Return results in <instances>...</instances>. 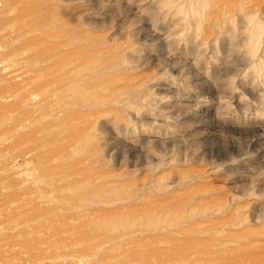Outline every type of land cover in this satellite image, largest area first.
I'll use <instances>...</instances> for the list:
<instances>
[{
	"label": "rangeland",
	"instance_id": "1",
	"mask_svg": "<svg viewBox=\"0 0 264 264\" xmlns=\"http://www.w3.org/2000/svg\"><path fill=\"white\" fill-rule=\"evenodd\" d=\"M0 1V264L263 263L264 0Z\"/></svg>",
	"mask_w": 264,
	"mask_h": 264
},
{
	"label": "bare ground",
	"instance_id": "2",
	"mask_svg": "<svg viewBox=\"0 0 264 264\" xmlns=\"http://www.w3.org/2000/svg\"><path fill=\"white\" fill-rule=\"evenodd\" d=\"M28 1H29V0H28ZM41 1H42V0H41ZM46 1H47V0H46ZM48 1H49V0H48ZM201 1H202V0H201ZM225 1H226V0H225ZM227 1H228V0H227ZM229 1H230V0H229ZM229 1H228V4H229ZM232 1H233L232 3L234 4V3H235V2H234L235 0H232ZM236 1H238V0H236ZM245 1H246V0H245ZM245 1H244V2H245ZM248 1H249V0H248ZM1 2H2V1H0V3H1ZM38 2H39V0H38ZM42 2H44V5L46 4V2H45L44 0H43ZM49 2H51V1H49ZM49 2H48V3H49ZM216 2H217V0H216ZM241 2H242V1H241ZM251 2H252V1H251ZM251 2H250V3H251ZM257 2H258V1H257ZM9 3H10V2H9ZM25 3H26V2H25ZM221 3H223V1H221L220 3L218 2L219 6H218V4H216V5L219 7V9H221V5H220ZM252 3H253V2H252ZM19 4H20V3H19ZM19 4H18V5H19ZM235 4H236V3H235ZM244 4H245V7H246V3H243L242 5H244ZM256 4H257V3H256ZM1 5H2V4H1ZM3 5H4V4H3ZM3 5H2V7H3ZM224 5H227V4L224 3ZM230 5H231V3H230ZM253 5H254V8H255V4H253ZM253 5H252V6H253ZM257 5H259V2H258ZM6 6H7V5H6ZM32 6H33V5H32ZM52 6L55 7V5H52ZM217 6H216V7H217ZM235 6H236V5H235ZM34 7H35V6H34ZM218 7H217V8H218ZM226 7L228 8V6H226ZM230 7H231V6H230ZM249 7H250V6H249ZM5 8H6V7H5ZM5 8H4V9H5ZM217 8H216V10H218ZM222 8H223V6H222ZM233 8H234V7L232 6V10H233ZM252 8H253V7H252ZM254 8H253V9H254ZM27 9H28V8H27ZM33 9H34V8H33ZM53 9H54V8H53ZM214 9H215V8H214ZM223 9H224V8H223ZM223 9H222V10H223ZM229 9H230V8H229ZM245 9H246V8H245ZM245 9H244L243 11H245ZM250 9H251V8H250ZM24 10H25V9H24ZM30 10H31V9H30ZM41 10H42V9H41ZM216 10H215V12H216ZM248 10H249V9H248ZM1 11H2V10H1ZM31 11H32V10H31ZM219 11H220V10H219ZM27 12H28V11H27ZM40 12H41V11H40ZM221 12H222V11H221ZM249 12H250V11H249ZM0 13H1V12H0ZM53 13H54V12H53ZM232 13H233V12H232ZM14 14H15V13H14ZM51 14H52V12H51ZM211 14H212V13H211ZM215 14H216V13H215ZM218 14H219V13H218ZM218 14H217V15H218ZM10 15H11V13H10ZM22 15H23V14H22ZM37 15H38V14H37ZM47 15H48V14H47ZM207 15H208V16H211L210 13L207 14ZM230 15H231V14H230ZM12 16H13V15H12ZM25 16H26V15H25ZM31 16H32V15H31ZM31 16H30V17H31ZM213 16H214V14H213ZM213 16H212V17H213ZM37 17H38V16H37ZM222 17H223V16H222ZM222 17H221V18H222ZM233 17H234V16H233ZM1 18H3V17H1ZM5 18H7V17L5 16ZM32 18H33V17H32ZM209 18H211V17H209ZM27 19H28V18H27ZM8 20H9V18H8ZM53 21H54V20H52V22H53ZM214 21H215V19H214ZM20 22H21V21H20ZM20 22H19V24H20ZM22 22H23V21H22ZM56 22H57V21H56ZM220 22H222V21H220ZM24 23H25V22H24ZM32 23H33V22H32ZM213 23H214V22H213ZM22 24H23V23H22ZM7 25H8V24H7ZM7 25H6V26H7ZM15 25H17V23H16ZM219 25L222 26V23L219 24ZM217 26H218V25H217ZM12 27H13V26H12ZM208 28H209V27H208ZM210 28H211V26H210ZM0 30H1V28H0ZM208 31H210V30H208ZM211 31H212V30H211ZM20 33H22V32H20ZM25 33H26V32H25ZM28 33H29V32H28ZM40 33H41V32H40ZM54 33H55V32H54ZM23 34H24V33H23ZM23 34H22V37H23ZM36 34H37V33H36ZM211 34H212V33H211ZM211 34L209 33V36H210ZM32 36H33V35H32ZM44 36H45V34H44ZM52 36H53V35H51V38H52ZM207 36H208V35H207ZM209 36H208V37H209ZM211 36H212V35H211ZM19 37H20V34H19ZM28 37H29V36H28ZM30 37H31V36H30ZM30 37H29V38H30ZM40 37H41V36H40ZM40 37H39V38H40ZM46 37H49V36H45V38H46ZM24 38H26V37H24ZM55 38H56V37H54V38H52V39H55ZM206 38H207V37H206ZM206 38H205V39H206ZM37 40H38V39H37ZM40 40H41V39H40ZM57 40H58V39H57ZM20 41H21V40H20ZM50 41H51V40H50ZM79 43H80V42H79ZM45 44H46V43H45ZM25 47H26V46H25ZM126 50H127V49H126ZM126 50H125V51H126ZM28 51H29V50H28ZM125 51H124V52H125ZM21 53H22V52H21ZM23 53H24V51H23ZM26 53H27V52H26ZM28 55H29V53H28ZM82 56H83V55H82ZM84 57H85V56H84ZM0 58H1V57H0ZM45 58H46V57H45ZM79 58L81 59V57H79ZM119 58H120V57H119ZM119 58H118V59H119ZM80 59H78V60H80ZM119 60H120V59H119ZM76 61H77V60H76ZM120 61H121V60H120ZM70 62H71V64H72V61H70ZM90 62H91V61H90ZM99 62H100V61H99ZM30 63H31V62H30ZM37 63L42 64L41 61H40V62H37ZM37 63H35V65H36ZM73 63H74V61H73ZM35 65H34V67H35ZM72 65H73V64H72ZM118 65H119V64H118ZM37 66H38V65H37ZM37 66H36V67H37ZM65 67H66V66H65ZM65 67H64V68H65ZM42 68H43V67H42ZM39 69L41 70V68H39ZM39 69H38V71H39ZM53 69H54V68H53ZM101 69H102V68H101ZM34 70H35V69H34ZM34 70H33L32 72L35 73ZM47 70H48V69H47ZM96 70H97V69H96ZM125 70H126V69H125ZM38 71H36V73H38ZM45 71H46V70H45ZM62 71H63V73H64V70H63V69H62ZM53 72H54V71H53ZM103 72H104V71H103ZM34 73H32V74H34ZM36 73H35V74H36ZM107 73H108V72H107ZM60 75H61V74H60ZM107 75H108V74H107ZM107 75H106L105 77H107ZM110 75H111V74H110ZM32 76H33V75H32ZM58 76H59V75H58ZM27 79H28V78H27ZM101 79H102V78H101ZM110 80H111V79H110ZM97 81H98V80H97ZM95 82H96V81H95ZM95 82H93V83H95ZM110 82H111V81H110ZM98 83H99V82H98ZM111 83H112V82H111ZM111 83H110V84H111ZM114 83H115V82L113 81V84H114ZM106 84H107V83H106ZM0 85H1V84H0ZM68 85H69V84H68ZM88 85H89V83H88ZM88 85H87V86H88ZM66 86H67V85H66ZM76 86H77V85H76ZM83 86L87 89V87H86L85 85H83ZM83 86H82V88H83ZM108 86H109V84H108ZM70 87H71V86H70ZM80 87H81V86H80ZM80 87H79V88H80ZM94 87H96V86H94ZM102 87H104V86L102 85ZM102 87H101V88H102ZM64 88H65V87H64ZM64 88H63V90H64ZM79 88H78V89H79ZM89 88H90V87H89ZM65 89H66V88H65ZM83 89H84V88H83ZM79 90H82V89L80 88ZM84 90H85V89H84ZM84 90H83V91H84ZM88 90H89V89H87V91H88ZM94 90H96V89H93V87H92L91 92L94 91ZM127 90H129V89H127ZM59 91H60V90H59ZM85 91H86V90H85ZM85 91H84V92H85ZM87 91H86V92H87ZM124 91H125V90H124ZM81 92H82V91H81ZM86 92H85V93H86ZM104 92H105V91H104ZM110 92H111V91H110ZM112 92H113V91H112ZM122 92H123V91H122ZM119 93H120V91H119ZM119 93L117 92V94H119ZM86 94H87V93H86ZM86 94H84V95H86ZM108 94H109V92H108ZM112 94H115V93H112ZM88 95H89V92H88ZM91 96L93 97L94 95H91ZM121 96H122V95H121ZM110 97H111V96H110ZM122 97H123V96H122ZM14 98H15V97H14ZM95 98H96V97H95ZM136 98H137V97H136ZM105 99H106V98H105ZM108 99H109V98H108ZM124 99H125V98H124ZM94 100H95V99H94ZM101 100H102V99H101ZM101 100H100L99 102H101ZM95 102H96V101H95ZM99 102H96V103H99ZM101 103H103V102H101ZM101 103H100V104H101ZM122 104H123V103H122ZM97 114H98V113H97ZM16 119H17V116H16ZM78 119H79V117H78ZM21 120H22V119H21ZM14 121H15V118H14ZM14 121H13V122H14ZM18 121H19V120H18ZM22 121H23V120H22ZM10 122H11V121H10ZM10 122H9V123H10ZM12 124H13V123H12ZM1 125H2V124H1ZM6 125H7V124H6ZM42 131H43V130H42ZM44 132H45V131H44ZM24 146H25V145H24ZM18 158H19V157H18ZM21 160H22V159H21ZM25 162H26V161H25ZM25 162H23V163H25ZM20 163H21V162H20ZM31 193H32V192H31ZM113 193H114V192H113ZM32 194H33V193H32ZM23 197H24V196H23ZM25 197H26V196H25ZM28 197H29V196H28ZM42 200H43V198H42ZM42 202L44 203L45 201L43 200ZM223 203H224V202H223ZM227 204H228V203H227ZM222 206H223V204H222ZM42 207H44V206H42ZM61 210H62V209H61ZM48 212H49V211H48ZM48 212H46V213L48 214ZM49 214H50V213H49ZM52 215L55 217V214H52ZM43 216L46 217L45 214H44ZM43 216H42V217H43ZM47 216H48V215H47ZM52 218H53V217H52ZM47 219H48V218H47ZM47 219L45 218L44 220L47 221ZM49 219H51V218L49 217ZM55 220H56V219H55ZM55 220H54V221H55ZM220 220H221V219H220ZM230 220H231V219H230ZM61 221H62V220H61ZM47 222H49V220H48ZM50 223H51V222H50ZM57 223H58V222H57ZM10 224H11V223H10ZM56 226H58V225H56ZM50 227H51V226H50ZM52 227H53V226H52ZM238 227H239V225H238ZM238 227H237V228H238ZM231 229H232V228H231ZM233 229H234V228H233ZM246 229H249V228H246ZM245 231H246V230H245ZM47 232H48V231H47ZM242 232H243V231H242ZM233 233H235V232H233ZM238 233H240V232H238ZM245 233H246V232H245ZM247 233H248V232H247ZM35 234H36V233H35ZM223 234H227V233H223ZM241 234H242V233H241ZM221 235H222V234H221ZM222 236H223V235H222ZM246 243L248 244V242H246ZM222 245H223V244H222ZM244 245H245V244H244ZM244 245H243V246H244ZM248 245H249V244H248ZM250 245H251V244H250ZM245 247H246V245H245ZM246 248H247V247H246ZM247 249H248V248H247ZM224 250H225V249H224ZM235 251H236V250H234V252L232 251V252H233L232 255H235L234 253L237 252V251H236V252H235ZM246 251H247V250H246ZM227 252H228V250L225 251V253H226L225 256H226V258L228 259V261H229V260H230V261H234L235 258H236V262H237V259H239V258L235 257L234 259L232 258V260H231V258H228V256H231V253H230V255L227 256ZM242 252H243V251H242ZM250 252H251V251H250ZM259 252H262V251H259ZM263 252H264V250H263ZM263 252H262V253H263ZM239 253H240V252H239ZM245 253H246V252H245ZM252 253H253V252L250 253V254H251L250 257L253 255ZM223 254H224V253H223ZM228 254H229V253H228ZM240 254H241V253H240ZM242 254H243V253H242ZM263 255H264V254H262L261 256L263 257ZM225 256H224V257H225ZM253 256H255V255H253ZM253 256H252V257H253ZM257 256L259 257L260 255L258 254ZM257 256H256V257H257ZM222 257H223V256H222ZM243 257H244V256H243ZM245 257H246V256H245ZM250 257H249V255H248V258H249V259H250ZM241 258H242V257H241ZM249 259H247V260H249ZM256 259H257V258H256ZM259 259H260V258H259ZM259 259H257V261H259ZM262 259H263V258H262ZM224 260H225V259H224ZM224 260H223V264H224L225 262H227V264H228V261L226 260V261L224 262ZM239 260H240V259H239ZM239 260H238V261H239ZM243 260H244V259H243ZM241 261H242V260H241ZM253 261H256V260L254 259ZM239 262H240V261H239ZM242 262H243V261H242ZM260 262H262L261 259H260L259 263H260ZM248 263H249V261H248ZM250 263H251V262H250ZM250 263H249V264H250ZM255 263H256V262H255ZM255 263H254V264H255ZM233 264H235V263H233ZM261 264H264V261H263V263H261Z\"/></svg>",
	"mask_w": 264,
	"mask_h": 264
}]
</instances>
